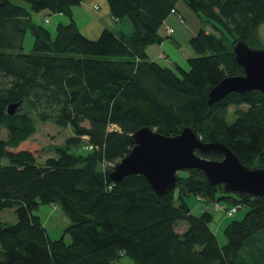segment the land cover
<instances>
[{
    "label": "trees",
    "instance_id": "obj_1",
    "mask_svg": "<svg viewBox=\"0 0 264 264\" xmlns=\"http://www.w3.org/2000/svg\"><path fill=\"white\" fill-rule=\"evenodd\" d=\"M19 1L28 10L0 0V212L12 209L15 216L12 223L0 220V264H121L122 257L131 264H236L243 242L264 230V196L210 186L196 169L176 173L175 187L163 196L140 175L112 183L108 174L142 127L165 136L188 127L201 142L226 146L241 165L264 169V96L231 93L206 104L211 87L242 75L231 47L258 43L264 0H182L210 29L188 40L194 57L186 60V71L160 66L144 53L161 41V23L179 0H105L110 16L127 18L133 31L115 37L102 29L95 40L85 38L71 17L82 0ZM31 12L60 14L67 22L51 36L31 22ZM27 32L32 45L25 54ZM35 121L71 132L41 163L24 149ZM190 195L225 210L245 208L224 225L222 245L209 226L211 206L190 212L183 201ZM39 205L56 206L67 217L58 238L48 237L34 213Z\"/></svg>",
    "mask_w": 264,
    "mask_h": 264
},
{
    "label": "water",
    "instance_id": "obj_2",
    "mask_svg": "<svg viewBox=\"0 0 264 264\" xmlns=\"http://www.w3.org/2000/svg\"><path fill=\"white\" fill-rule=\"evenodd\" d=\"M233 60L242 75L228 76L211 87L206 104L211 106L228 94L257 91L264 96V49H251L237 41L231 47ZM18 103L6 107L11 115ZM133 146L108 174L110 182L117 183L124 177L140 175L155 196H163L175 187L176 173L191 169L200 171L210 186L221 185L229 193L264 196V169L248 168L239 163L235 155L221 143H203L188 127L174 136H165L142 127L130 136ZM215 151L220 161L197 156Z\"/></svg>",
    "mask_w": 264,
    "mask_h": 264
},
{
    "label": "rangeland",
    "instance_id": "obj_3",
    "mask_svg": "<svg viewBox=\"0 0 264 264\" xmlns=\"http://www.w3.org/2000/svg\"><path fill=\"white\" fill-rule=\"evenodd\" d=\"M11 2L21 5L27 8L28 10V5L19 0H11ZM42 15L40 14L37 19L33 18L32 22L36 23L35 25L41 26L44 29H46L51 34V36H53L57 24H55L53 17H51L52 15L49 16L45 15L44 18L47 19V22L49 21V24L45 23L43 21L44 18L42 17ZM166 18L168 19L169 17ZM164 22L165 21L163 20L161 26ZM179 22L180 21H178L177 23L180 24ZM180 25L171 24V29H172L171 37L177 39L178 41L181 40L186 41L185 38L187 37L188 34L187 33L185 34L184 28L181 27ZM165 27H163V30ZM161 28L159 29V33L161 32ZM257 38H258V43L255 41H249L247 44L248 47L251 49H264V24H262L259 27ZM163 41H166V39H163ZM167 42H169L168 39ZM31 45H32V37L27 32L25 33L23 38L22 52L28 54L31 50ZM159 63L161 66L170 67L169 64L163 62H159ZM178 63L179 65H181L180 67L184 71L188 69L186 62H178ZM229 110H232V108H229ZM228 121L230 122L231 119L229 118ZM35 126H36V132L32 136V138L24 145V149L32 151V153L35 154V156L37 157V163H41L44 160V158L53 155L52 152L53 147L61 145L63 143V140L71 135V132L68 128L64 130H60L48 123L40 124L38 121H35ZM4 137H5V132L3 129H1L0 139ZM178 173L179 175L184 174L183 172H178ZM189 200L190 202H195V204L199 208V209L191 210V212H193L194 214H198L201 208L210 209L211 206L210 204L200 203L192 195L186 198V203H188ZM52 209L53 208L51 205H39L37 210L34 211V213L40 218L41 223L45 228L48 237L50 239H56L61 235L63 228L68 224V220L65 214L61 212L57 207L54 208L55 210ZM244 212H245V208H240L236 212H234L231 216H224V219L219 223L218 221L221 219L223 214L221 212H211L212 218L209 222V226L213 231V233L215 234V237L220 245H222L225 242V237L223 234L224 225L232 219L241 218ZM0 220L5 223L14 222L15 216L12 212V209L2 210L0 212ZM179 230L180 227L177 226L176 231ZM63 239L65 242H68L69 241L68 234H64ZM263 258H264V230L251 236V238L247 240V242L245 241L243 242L237 255L236 264H264ZM120 263L131 264V260L126 257H122L120 258Z\"/></svg>",
    "mask_w": 264,
    "mask_h": 264
},
{
    "label": "crops",
    "instance_id": "obj_4",
    "mask_svg": "<svg viewBox=\"0 0 264 264\" xmlns=\"http://www.w3.org/2000/svg\"><path fill=\"white\" fill-rule=\"evenodd\" d=\"M174 8L175 14L168 15L167 17L169 18L164 19V26L163 24L160 26V28L162 27L161 32L159 33L158 30V34L164 38L162 37L158 44L148 45L144 49V53L149 61L159 65V62L169 64L170 67L168 68L172 70H175V67L182 69L178 62H186L187 59L194 57L188 40L195 36L201 28L204 32H210L208 26L202 24L201 20L186 7L182 0L177 1ZM40 14H43V18L45 17L44 12L30 13L31 22L33 18L37 19ZM51 17H53L55 24L67 22V18L60 14H53ZM71 17L78 31L89 40H95L102 29L108 30L115 37H118L120 34L129 36L133 31L127 18L116 21L110 16L109 8L105 0H82L79 5L72 7ZM177 19L182 25L177 23ZM46 23L49 24V21ZM171 24L180 25L184 28L185 34H188L185 38L186 41H178L171 37L172 33L170 35H165L163 27L166 26L171 28ZM163 39H166V41H163ZM167 39L169 42H167ZM186 198L187 197H185L183 201L190 212L191 210L199 209L195 202H190L189 200L188 203H186ZM205 209L206 208H201L200 212ZM223 219L224 216L221 217L218 223Z\"/></svg>",
    "mask_w": 264,
    "mask_h": 264
},
{
    "label": "built area",
    "instance_id": "obj_5",
    "mask_svg": "<svg viewBox=\"0 0 264 264\" xmlns=\"http://www.w3.org/2000/svg\"><path fill=\"white\" fill-rule=\"evenodd\" d=\"M169 14H170V15H171V14L174 15V14H175L174 10L171 9V10L169 11ZM43 21H44L45 23L47 22L46 19H44ZM164 32H165V34L170 35V34L172 33V29L169 28V27H168V28L165 27V28H164ZM85 149H86V150H90L91 147L87 146ZM52 208H53L52 210H55L54 208H56V207H55V206H52ZM224 208H225V206H224L223 204H221V203H213V204L211 205V210H212V211H214V212L221 211V212H223V215H226V216H230L231 214H233L234 212H236V211L238 210V207H237V206L227 208L226 210H225Z\"/></svg>",
    "mask_w": 264,
    "mask_h": 264
}]
</instances>
